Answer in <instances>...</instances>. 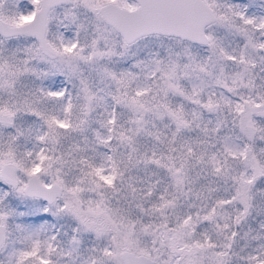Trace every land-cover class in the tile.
I'll return each mask as SVG.
<instances>
[{
    "label": "snow or ice",
    "instance_id": "snow-or-ice-1",
    "mask_svg": "<svg viewBox=\"0 0 264 264\" xmlns=\"http://www.w3.org/2000/svg\"><path fill=\"white\" fill-rule=\"evenodd\" d=\"M0 264H264V0H0Z\"/></svg>",
    "mask_w": 264,
    "mask_h": 264
}]
</instances>
